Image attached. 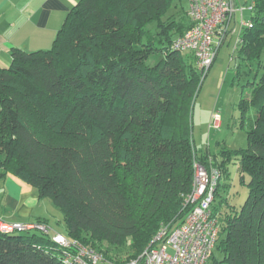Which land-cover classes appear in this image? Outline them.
<instances>
[{
  "label": "trees",
  "instance_id": "1",
  "mask_svg": "<svg viewBox=\"0 0 264 264\" xmlns=\"http://www.w3.org/2000/svg\"><path fill=\"white\" fill-rule=\"evenodd\" d=\"M251 6L236 40V78L257 61L240 101L245 147L215 154L197 145L194 107L209 71L173 48L193 25L182 2L79 0L50 48H14L0 67V179L14 174L50 199L63 215L62 234L101 252V264L124 263L163 226L184 223L196 204L187 199L199 162L220 171L212 202L220 229L209 260L264 264V0ZM231 164L248 186L240 205L221 190ZM68 251L77 249L37 229L0 231V264H68Z\"/></svg>",
  "mask_w": 264,
  "mask_h": 264
},
{
  "label": "built area",
  "instance_id": "2",
  "mask_svg": "<svg viewBox=\"0 0 264 264\" xmlns=\"http://www.w3.org/2000/svg\"><path fill=\"white\" fill-rule=\"evenodd\" d=\"M245 9L246 6L238 5L237 0H189L188 14L193 25L175 38L173 48L183 53H193L200 70L206 74L229 34L237 35L236 40L241 41L242 28L250 25V19L244 16ZM238 13L241 15L239 18ZM221 125V114L212 112L209 127L219 129ZM219 175L218 169H208L196 162L193 188L187 199L196 204L184 223L173 228L163 226L138 258L109 264H207L220 229L218 217L212 211ZM31 229L50 235L54 242L64 248L76 247L75 254L68 251L66 255L68 264H101L105 260L101 252L77 241L72 242L47 223H6L0 220V231L3 232Z\"/></svg>",
  "mask_w": 264,
  "mask_h": 264
},
{
  "label": "crops",
  "instance_id": "3",
  "mask_svg": "<svg viewBox=\"0 0 264 264\" xmlns=\"http://www.w3.org/2000/svg\"><path fill=\"white\" fill-rule=\"evenodd\" d=\"M78 2L0 0V67L11 64L14 48L27 51L50 48L68 12ZM213 130L217 133L220 129ZM0 220L6 223L43 221L57 232H65L60 209L50 199L41 198L35 187L14 174L0 179Z\"/></svg>",
  "mask_w": 264,
  "mask_h": 264
},
{
  "label": "rangeland",
  "instance_id": "4",
  "mask_svg": "<svg viewBox=\"0 0 264 264\" xmlns=\"http://www.w3.org/2000/svg\"><path fill=\"white\" fill-rule=\"evenodd\" d=\"M177 1L179 5L182 2L186 9L189 8L188 0ZM252 2L253 0H237L238 5L246 6L244 12L246 19H250L252 16L250 8ZM239 17L241 15L238 13L237 18ZM236 47V36L230 35L227 42L220 48L217 58L210 68L196 98L194 107V137L198 147L202 148L203 151L210 146L212 153L219 154L222 148H240L247 145L246 129L241 126L243 115L240 101L242 97L249 95L250 89L247 86V81L248 79L253 80L255 77L257 61H254L250 74L246 72L248 66L243 65L242 76L236 78V65L238 63ZM262 60H264V53ZM256 110L257 106H249L247 114L244 117L246 127H248L251 119L256 114ZM214 111L221 114L224 122V125H221L217 133L209 127L210 116ZM226 178L225 175H222L221 181H227L230 185L226 187H223L224 185L221 186V190H225L233 203L242 204L247 197L248 186L240 182V174L236 164L230 165V176L227 180ZM215 255L216 258L221 259V255L217 250H215ZM207 264L225 263H216L211 258Z\"/></svg>",
  "mask_w": 264,
  "mask_h": 264
}]
</instances>
